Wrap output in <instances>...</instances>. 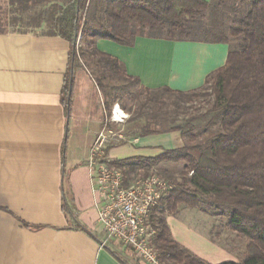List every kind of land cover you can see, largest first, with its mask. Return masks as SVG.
Instances as JSON below:
<instances>
[{"label": "crops", "instance_id": "crops-1", "mask_svg": "<svg viewBox=\"0 0 264 264\" xmlns=\"http://www.w3.org/2000/svg\"><path fill=\"white\" fill-rule=\"evenodd\" d=\"M69 1L0 0V264H123L114 254L134 264L133 251L122 242L101 245L90 151L105 136L95 158L111 166L184 145L176 130L124 133L132 121L118 124L112 139L104 114L115 101L81 61L72 70L67 114L62 97L71 47L57 35L54 18ZM95 46L150 90L200 88L228 53L226 43L147 35L132 45L97 39ZM165 220L173 240L200 259L239 261L217 218L179 205Z\"/></svg>", "mask_w": 264, "mask_h": 264}, {"label": "trees", "instance_id": "trees-1", "mask_svg": "<svg viewBox=\"0 0 264 264\" xmlns=\"http://www.w3.org/2000/svg\"><path fill=\"white\" fill-rule=\"evenodd\" d=\"M82 14L85 47L77 48ZM54 26L57 35L71 47L62 97L67 114L71 106L72 70L87 55L98 70L97 86L112 95V100L118 98L120 89L116 88L114 97L111 81L138 82L123 72L116 58L97 50V39L132 45L136 36L147 35L228 44L224 65L209 73L200 88H142L146 104L156 100L157 95H150L153 92L185 97L210 89L211 110L220 114V131L204 145L185 143L157 156L119 160L111 166L120 169L128 180L126 174L139 169L148 171L165 162L183 163L178 181L163 172L171 189L148 217L156 230L150 243L163 264H212L171 237L165 215L175 213L179 205L217 218L227 235L226 244L231 243L227 247L235 249L232 244L244 240L239 261L216 264H264V0H70L57 12ZM150 120L141 129L142 134L182 130L178 125L161 130L151 128L152 122L159 126L169 120L165 112H158ZM78 227L87 230L83 225Z\"/></svg>", "mask_w": 264, "mask_h": 264}, {"label": "built area", "instance_id": "built-area-1", "mask_svg": "<svg viewBox=\"0 0 264 264\" xmlns=\"http://www.w3.org/2000/svg\"><path fill=\"white\" fill-rule=\"evenodd\" d=\"M128 118V113L118 103L112 105L110 122L125 124ZM102 141L94 143L88 162L97 223L104 232L101 245L110 239L117 240L128 246L143 264H163L150 243L156 230L148 217L150 210L160 205L171 185L156 174L126 180L119 169L95 158Z\"/></svg>", "mask_w": 264, "mask_h": 264}, {"label": "rangeland", "instance_id": "rangeland-1", "mask_svg": "<svg viewBox=\"0 0 264 264\" xmlns=\"http://www.w3.org/2000/svg\"><path fill=\"white\" fill-rule=\"evenodd\" d=\"M236 1V0H235ZM84 14V13H83ZM82 14L81 25L77 35L76 46L85 47L82 37V22L84 15ZM85 64L93 75L98 72L96 66L90 61H94L90 56H85L79 59ZM80 62V63H81ZM110 85L114 87V97L116 96V88H119L117 93L118 98L114 99V103H118L120 107L129 115L127 122L132 121L133 125L129 128L124 127V133H132L136 129L141 130L146 122L151 123V117L158 112H165L169 116V120L158 126L152 122L151 128L164 129L172 126H181L183 144H205L212 135L220 131V114L211 110L213 103V96L210 89H204L197 95L177 97L166 93L153 92L150 95L155 97L156 100H149L145 102V92L137 84H132L124 79H114L110 82ZM108 89V88H107ZM109 91V89H108ZM109 108H105L104 122L108 120L112 105ZM146 104V105H145ZM138 116V117H137ZM131 122V123H132ZM108 128L114 133L112 139L117 138L115 135L120 130V125L114 124L108 120ZM133 130V131H132ZM106 132V131H105ZM107 133V132H106ZM105 134V133H104ZM113 135V134H112ZM117 169V168H116ZM183 169L182 162H165L160 163L152 167L148 171L139 169L136 172L126 174L128 180L144 176L145 174H156L161 178H164L163 172H168L178 181L180 179V171ZM120 170V169H119ZM121 171V170H120ZM231 246V243L227 242V245ZM235 246L233 254L242 258L244 249V240L241 242H234L232 246ZM120 246H122L120 244ZM129 250L128 248H125ZM231 248H229L230 251ZM131 252V251H130ZM133 255L134 264H143L136 256ZM239 259V260H240Z\"/></svg>", "mask_w": 264, "mask_h": 264}]
</instances>
